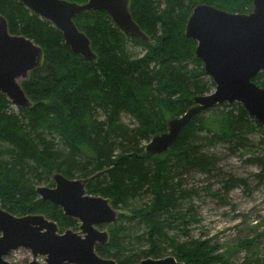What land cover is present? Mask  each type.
I'll use <instances>...</instances> for the list:
<instances>
[{
	"label": "trees",
	"instance_id": "1",
	"mask_svg": "<svg viewBox=\"0 0 264 264\" xmlns=\"http://www.w3.org/2000/svg\"><path fill=\"white\" fill-rule=\"evenodd\" d=\"M198 3L229 12L252 9V0H129L132 18L148 41L122 32L104 11H83L73 20L96 54L90 62L73 53L61 31L21 1L0 0L9 31L43 50L42 65L21 81L31 105L16 107L0 93L3 208L14 215L41 213L60 231L76 230L77 220L42 200L35 187L52 186L56 171L92 176L87 193L108 198L119 210L104 226L110 236L96 246L99 255L116 264H138L146 257L166 256L170 249L167 255L184 264L225 263L218 244L170 234L194 219L186 205L194 192L183 177L190 170L209 174L214 169L215 156L205 150L213 144L250 153V134H257L253 141L261 150L251 160L264 177V127L241 103H222L193 116L166 152L141 156L144 142L165 130L167 118L182 114L193 96L214 87L194 56L195 41L184 35L185 21ZM128 44L142 51H129ZM252 80L264 86V70ZM124 115L132 122H125Z\"/></svg>",
	"mask_w": 264,
	"mask_h": 264
},
{
	"label": "water",
	"instance_id": "2",
	"mask_svg": "<svg viewBox=\"0 0 264 264\" xmlns=\"http://www.w3.org/2000/svg\"><path fill=\"white\" fill-rule=\"evenodd\" d=\"M28 9L58 28L70 50L93 62L96 54L89 38L76 26L74 17L87 10L104 11L122 32L148 41L149 36L134 21L129 0H19ZM184 35L195 41L194 56L202 61L214 89L195 95L192 104L166 120L165 130L144 143L141 156L161 154L176 141L195 115L222 103L239 102L264 127V86L252 78L264 70V0H252L249 12H229L211 4H195L185 21ZM43 50L32 39L11 33L0 13V93L16 107L31 105L21 81L42 65ZM52 186L38 185L42 200L58 205L63 215L77 220L76 230L58 232L56 221L41 213L14 215L0 204V264H11L5 256L19 247L30 251L28 264H116L96 251L107 243L119 212L109 199L87 193L92 176L68 177L52 173ZM42 257L37 260V257ZM138 264H184L173 255L146 257Z\"/></svg>",
	"mask_w": 264,
	"mask_h": 264
},
{
	"label": "rangeland",
	"instance_id": "3",
	"mask_svg": "<svg viewBox=\"0 0 264 264\" xmlns=\"http://www.w3.org/2000/svg\"><path fill=\"white\" fill-rule=\"evenodd\" d=\"M128 49L142 51L133 44H128ZM123 120L132 122L125 115ZM249 138L253 143L249 147L251 152L244 155H240L241 149L231 150L220 143L205 148L215 156L214 169L209 174L190 170L183 177L186 188L194 192L186 203L194 219L180 225L177 232L170 231L180 240L199 239L218 244L224 264H264V177L258 176L260 167L251 160L254 155H261V150L253 141L257 134H250ZM231 176L242 181L225 183ZM169 250L166 249V255ZM41 258L38 256L37 260ZM5 259L11 264H28L32 255L19 247Z\"/></svg>",
	"mask_w": 264,
	"mask_h": 264
}]
</instances>
